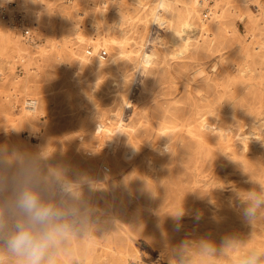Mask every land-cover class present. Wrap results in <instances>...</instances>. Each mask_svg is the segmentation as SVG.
I'll return each instance as SVG.
<instances>
[{
	"label": "rangeland",
	"instance_id": "374dc122",
	"mask_svg": "<svg viewBox=\"0 0 264 264\" xmlns=\"http://www.w3.org/2000/svg\"><path fill=\"white\" fill-rule=\"evenodd\" d=\"M15 1L33 38L0 19V180L33 166L79 178L55 264H237L264 251V205L242 216L264 195V52L246 50L264 43V0H204L217 21L200 6L187 48L173 39L193 0ZM0 264L19 258L0 247Z\"/></svg>",
	"mask_w": 264,
	"mask_h": 264
},
{
	"label": "clouds",
	"instance_id": "9594fccd",
	"mask_svg": "<svg viewBox=\"0 0 264 264\" xmlns=\"http://www.w3.org/2000/svg\"><path fill=\"white\" fill-rule=\"evenodd\" d=\"M69 171L45 174L33 166L10 182L0 180V247L19 258V264H55L53 250L75 229L82 183L69 179ZM248 200L242 216L251 221L264 205V195L250 193ZM202 251L213 254L216 248L205 242ZM237 264H264V251L253 250Z\"/></svg>",
	"mask_w": 264,
	"mask_h": 264
},
{
	"label": "bare ground",
	"instance_id": "6f19581e",
	"mask_svg": "<svg viewBox=\"0 0 264 264\" xmlns=\"http://www.w3.org/2000/svg\"><path fill=\"white\" fill-rule=\"evenodd\" d=\"M10 0H0V6H2L3 4H5V3H8ZM34 1V0H33ZM103 1V0H102ZM132 2H133V0H131ZM155 1V0H154ZM153 1V2H154ZM109 2V1H108ZM113 2V1H112ZM131 2V3H132ZM156 2V1H155ZM103 3V2H102ZM44 4V3H43ZM133 4V3H132ZM132 4H130V5H132ZM137 4V3H136ZM166 4V3H165ZM169 4V3H168ZM103 5V4H102ZM129 5V6H130ZM162 5H164V0H160L159 2H158V4H157V6H161L162 7ZM105 6V5H104ZM167 4L166 5H164V9L165 8H167ZM170 6V5H169ZM200 6H204V10H203V12L202 13H204V21L205 22H207L210 26H212L213 24H215L216 23V21H217V19H216V11L214 12L213 11V7L211 6V5H207L206 3H204V0H193V2L192 3H188V2H186V3H184V4H182V6L180 7V10H182V12H183V15L181 16V18H180V20H179V25H178V27L175 29V32H174V38L175 39H173V41L175 42V45H177L178 47H179V43L176 41V39H182V40H184V47L185 48H187L189 45H190V40H191V38H190V34L192 33V31L196 28L195 27V24H194V18H195V16H196V13H198V11H200ZM102 7V6H101ZM113 7V6H112ZM179 7V6H178ZM98 8V7H97ZM121 8H123V7H121ZM135 8V7H134ZM175 8V7H174ZM125 9V8H124ZM136 9V8H135ZM216 9V8H215ZM28 10V9H27ZM137 10V9H136ZM225 10V9H224ZM103 11H105V10H103ZM107 11H108V9H107ZM219 11V10H218ZM236 11V10H235ZM86 12V11H85ZM112 12H114V11H112ZM154 12V11H153ZM37 13V12H36ZM109 13V12H108ZM117 13V12H116ZM115 13V14H116ZM167 13V12H166ZM172 13V12H171ZM219 13V12H218ZM173 14V13H172ZM240 14V13H239ZM50 15V14H49ZM105 15V14H104ZM200 15V14H199ZM100 16H102V15H100ZM168 16V15H167ZM221 17H222V15H220ZM163 17L164 16H162L161 15V13L160 12H155L154 13V19L155 20H163ZM104 18V17H103ZM106 18V17H105ZM104 18V19H105ZM112 18V17H111ZM122 18V17H121ZM128 18H129V16H128ZM172 18V17H171ZM200 18V17H199ZM201 19V18H200ZM172 20V19H171ZM220 20V19H219ZM222 20V19H221ZM252 19H250V21H251ZM263 20V19H262ZM45 21V20H44ZM97 21V20H96ZM99 21V20H98ZM105 21V20H104ZM123 21V20H122ZM157 21V22H158ZM259 21V20H258ZM4 22V21H3ZM113 22V21H112ZM124 22V21H123ZM203 22V21H202ZM1 23V22H0ZM100 23V22H99ZM116 23V22H115ZM2 24V23H1ZM101 24V23H100ZM120 24V23H119ZM122 24V23H121ZM160 24L162 25L163 23L162 22H160ZM170 24V23H169ZM196 24H198V23H196ZM225 24V23H224ZM223 24V25H224ZM43 25V24H42ZM72 25V24H71ZM96 25V24H95ZM94 25V26H95ZM111 25V24H110ZM261 25H262V23H261ZM260 25V26H261ZM37 26V25H36ZM98 26V25H97ZM101 26V25H100ZM197 26V25H196ZM259 26V25H258ZM4 27V26H3ZM108 27V26H107ZM228 27V26H227ZM78 28V27H77ZM173 28V27H172ZM218 28V27H217ZM72 29V28H71ZM81 29V28H80ZM122 29V28H121ZM215 29V28H214ZM70 30V29H69ZM101 30V29H100ZM123 30V29H122ZM227 30V29H226ZM78 31V30H77ZM196 31V30H195ZM203 31V30H202ZM215 31V30H214ZM213 31V32H214ZM258 31H259V29H258ZM88 32V31H87ZM115 32V31H114ZM159 32V31H158ZM171 32V31H170ZM198 32V31H197ZM218 32V31H217ZM216 32V33H217ZM72 33V32H71ZM113 33V32H112ZM157 33V32H156ZM194 33V32H193ZM211 33V32H210ZM252 33V32H251ZM258 33V32H257ZM4 34V33H3ZM102 34V33H101ZM120 34V33H119ZM118 34V35H119ZM199 34V33H198ZM204 34V33H203ZM1 35V34H0ZM79 35H80V33L78 34V37H79ZM87 35V34H86ZM99 35V34H98ZM212 35V34H211ZM250 35V34H249ZM100 36V35H99ZM104 36H105V34H104ZM103 36V37H104ZM206 36V35H205ZM223 36V35H222ZM257 36V35H256ZM48 37H49V35H48ZM65 37V36H64ZM102 37V38H103ZM113 37V36H112ZM212 37V36H211ZM2 38H4V40L8 43V44H10L12 41H11V37L8 35V34H5ZM15 38V37H14ZM56 38V37H55ZM105 38V37H104ZM128 38V37H127ZM213 38H214V36H213ZM218 38V37H217ZM220 38V37H219ZM48 39V38H47ZM78 39V38H77ZM115 39V38H114ZM165 39V38H164ZM46 40V39H45ZM50 41H51V39H50ZM69 41V40H68ZM80 41H81V39H80ZM83 41V40H82ZM5 42V43H6ZM86 42V41H85ZM91 42V41H90ZM99 42V41H98ZM109 42V41H108ZM115 42V41H114ZM57 43H59V42H57ZM89 43V42H88ZM171 43V42H170ZM44 44V43H43ZM54 44V43H53ZM60 44V43H59ZM105 44V43H104ZM174 44V43H173ZM49 45V44H48ZM84 45V44H83ZM106 45V44H105ZM120 45V44H119ZM122 45V44H121ZM39 46V45H38ZM60 46V45H59ZM180 48V47H179ZM96 49V48H95ZM98 49V48H97ZM117 49V48H116ZM189 49V48H188ZM246 50H247V53L248 54H250L251 56L252 55H254L255 53H256V51H262V52H264V43L263 42H256V41H253V42H251V44H247L246 45ZM14 51V50H13ZM20 52V51H19ZM73 53H74V51H73ZM79 53V52H78ZM124 53V52H123ZM149 53V52H148ZM128 54V53H127ZM261 53H259V55H260ZM129 55H130V53H129ZM87 56V55H86ZM85 56V57H86ZM119 56V55H118ZM117 57V56H116ZM91 58V57H90ZM142 58H143V61L144 62H149L150 61V55H148L146 52H143V54H142ZM83 59H85V58H83ZM81 60V59H80ZM110 60V59H109ZM108 60V61H109ZM11 61V60H10ZM142 61V62H143ZM8 62V61H7ZM89 63V62H88ZM1 64V63H0ZM91 64H93V63H91ZM88 65V64H87ZM104 65V64H103ZM2 66H4V64L2 65ZM92 67V66H91ZM1 68V67H0ZM116 68V67H115ZM118 69V68H117ZM100 70V69H99ZM109 70V69H108ZM101 72V71H100ZM106 72V71H105ZM108 72V71H107ZM102 73H103V71H102ZM104 74V73H103ZM114 74V73H113ZM95 77H97L96 75H95ZM105 77H106V75H105ZM79 78V77H78ZM108 78V77H107ZM251 78V77H250ZM132 79V78H131ZM201 79V78H200ZM120 80V79H119ZM79 81V80H78ZM81 81V80H80ZM111 82V81H110ZM109 82V83H110ZM82 83V82H81ZM119 83V82H118ZM124 83H125V80H124ZM132 83V82H131ZM144 83V82H143ZM79 85V84H78ZM108 85H110V84H108ZM145 85V84H144ZM111 86V85H110ZM118 88V87H117ZM127 91V90H126ZM117 93H119V92H117ZM129 93V92H128ZM128 95V94H127ZM123 98H124V96H123ZM124 100H126L125 98H124ZM124 103V102H123ZM129 103V102H128ZM146 112V111H145ZM206 120V119H205ZM204 120V121H205ZM207 123V122H206ZM208 123H210V122H208ZM201 124V123H200ZM202 127V126H201ZM15 130V129H14ZM202 130V129H201ZM198 132V131H197ZM19 135V134H18ZM222 135V134H221ZM120 136H121V134H120ZM15 137V136H14ZM163 137V136H162ZM20 139V138H19ZM202 139V138H201ZM201 139H200V141H201ZM223 139V138H222ZM120 141V140H119ZM162 141V140H161ZM166 142V141H165ZM198 142V141H197ZM161 143V142H160ZM164 143V142H163ZM134 145V144H133ZM106 146V145H105ZM245 146H247V145H245ZM138 150V149H137ZM133 151H135V150H133ZM130 153H132V152H130ZM127 154V153H126ZM193 156V155H192ZM206 157H207V155H206ZM149 159V158H148ZM146 160V159H145ZM150 161V160H149ZM149 161L147 162V163H149ZM197 166V165H196ZM149 168H151V166L149 167ZM196 168V167H195ZM152 169V168H151ZM149 170V169H148ZM150 173V172H149ZM145 176V175H144ZM203 177V176H202ZM138 178V177H137ZM136 178V179H137ZM180 179V178H179ZM148 182V181H147ZM176 182V181H175ZM199 184V183H198ZM148 185V184H147ZM194 189V188H193ZM82 190V189H81ZM182 193V192H181ZM175 199V198H174ZM195 200V199H194ZM110 204V203H109ZM172 204V203H171ZM174 204V203H173ZM193 206V205H192ZM196 206V205H195ZM200 207V206H199ZM122 209V208H121ZM133 209V208H132ZM176 209V208H175ZM174 209V210H175ZM109 210V209H108ZM120 210V209H119ZM130 210H131V208H130ZM107 211V210H106ZM121 211V210H120ZM119 211V212H120ZM106 213V212H105ZM81 216V215H80ZM137 223V222H136ZM84 224V223H83ZM204 224V223H203ZM103 225V224H102ZM101 225V226H102ZM214 226V225H213ZM104 227V226H103ZM202 228V227H201ZM205 228H206V226H205ZM219 229V228H218ZM201 230V229H200ZM206 230V229H205ZM204 232V231H203ZM179 233V232H178ZM117 234V233H116ZM123 234V233H122ZM194 234H195V232H194ZM127 235V234H126ZM124 236V235H123ZM177 236V235H176ZM180 236V235H179ZM90 237V236H89ZM98 237H99V235H98ZM122 238V237H121ZM127 238V237H126ZM214 238H215V236H214ZM124 239V238H123ZM184 239H186V238H184ZM193 239V238H192ZM218 240V239H217ZM95 241V240H94ZM215 241V240H214ZM192 242V241H191ZM170 243V242H169ZM123 244V243H122ZM186 244H188L187 242H186ZM118 245V244H117ZM120 245V244H119ZM133 245V244H132ZM136 245V244H135ZM134 245V246H135ZM123 246V245H122ZM128 246V245H127ZM127 248V247H126ZM126 248H125V251H126ZM157 248V247H156ZM124 249V248H123ZM137 249V248H136ZM185 249V248H184ZM128 250V249H127ZM130 250V249H129ZM138 251H139V248L137 249ZM197 250V249H196ZM137 251V252H138ZM164 251V250H163ZM181 251V250H180ZM198 251V250H197ZM133 252V251H132ZM132 252H131V254H132ZM137 252H135V253H137ZM170 252V251H169ZM230 252V251H229ZM112 253V252H111ZM121 253V252H120ZM160 253V252H159ZM106 254V253H105ZM134 254V253H133ZM139 254V253H138ZM201 254V253H200ZM226 254V253H225ZM125 255V254H124ZM143 255H144V253H143ZM183 255V254H182ZM224 255V254H223ZM234 255V254H233ZM121 256V255H120ZM217 256V255H216ZM101 257V256H100ZM114 257V256H113ZM116 257V256H115ZM154 257V256H153ZM155 257H156V255H155ZM234 257V256H233ZM124 258V257H123ZM123 258L121 257V259L123 260ZM136 258V257H135ZM138 258V257H137ZM160 258V257H159ZM192 258V257H191ZM127 259V258H126ZM130 259H131V257H130ZM141 259V258H140ZM142 259H144L145 260V258L144 257H142ZM169 259V258H168ZM222 259V258H221ZM119 260H120V258H119ZM121 260V261H122ZM125 260V259H124ZM135 260V259H134ZM133 260V261H134ZM208 260H210V259H208ZM224 260H226V259H224ZM116 261H117V259H116ZM137 261V260H136ZM230 261V260H229ZM228 261V262H229ZM109 262V261H108ZM150 262V261H149ZM152 262V261H151ZM175 262V261H174ZM197 262V261H196ZM225 262V261H224ZM114 263V262H113ZM155 263V262H154ZM221 263V262H220ZM126 264V263H125ZM131 264V263H130ZM156 264V263H155ZM160 264V263H159ZM203 264V263H202Z\"/></svg>",
	"mask_w": 264,
	"mask_h": 264
},
{
	"label": "built area",
	"instance_id": "2783aa9c",
	"mask_svg": "<svg viewBox=\"0 0 264 264\" xmlns=\"http://www.w3.org/2000/svg\"><path fill=\"white\" fill-rule=\"evenodd\" d=\"M15 3H16L15 0H11L10 3H5L2 6H0V19L2 21L8 20V21H5L8 23L12 19L13 21H15L17 23L18 28H20L22 30V32L24 33V35L27 38H29V37L33 38V36H30L28 29L25 27V20L23 18V11H21L19 9H17V10L15 9L13 11L11 10V7L17 5V3H16V5H14ZM86 52H87V55H89V56L94 54V50L91 47H89ZM28 105H31V102H29Z\"/></svg>",
	"mask_w": 264,
	"mask_h": 264
}]
</instances>
